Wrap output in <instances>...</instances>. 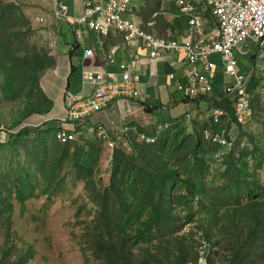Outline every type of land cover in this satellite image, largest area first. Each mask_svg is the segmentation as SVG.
<instances>
[{"label":"trees","instance_id":"16d2710c","mask_svg":"<svg viewBox=\"0 0 264 264\" xmlns=\"http://www.w3.org/2000/svg\"><path fill=\"white\" fill-rule=\"evenodd\" d=\"M154 1L151 14L157 15L150 20L155 21L152 29L156 28L158 32L152 33L177 38L176 33L170 32L177 26L165 17L162 0ZM178 7V13L183 17L176 20L188 22V15ZM46 9L54 15L50 4L43 11ZM55 19L61 21L60 35L64 34L65 24L74 33V42L68 52L71 59L74 50L81 47L76 39L80 32L71 18ZM30 24L31 19L20 0H0V133H7V139L0 141V155L7 152V155L2 154L3 164L15 163L17 168H12L9 173L18 178L22 177L20 148H26L25 140L30 135L38 134L53 143L55 155L52 160L39 162L49 164L47 171H54L55 164L61 163L73 150L77 178L86 182L97 207L90 221L92 227L85 234L86 260L90 264H198L202 243L197 237L201 233V239L212 245L208 264L262 262L264 185L257 172L264 168V138L252 137L253 141L260 142L256 147L244 144L242 140L235 141L232 129L249 123L238 120V95L228 90L232 85H226L219 98L210 97L215 90L191 96L187 88H180L178 81L182 80H177L176 102L199 103L197 116L190 111L179 119L164 122L154 131L128 125L134 129L125 136L128 144L118 142L119 147L114 150L110 182L106 187L98 188L95 174L105 151V140L92 137L81 143L61 142L57 138L63 124L53 114L55 100L43 81L47 74L55 73L59 60L55 54L33 48L28 37ZM112 31L118 30L112 28L108 33L96 34L102 37ZM240 67L244 71L241 60ZM74 70L71 64V73ZM259 85L256 76L250 78L248 92L254 118L258 111H264V85ZM205 100L209 105L203 106ZM8 106H12V121L5 130L3 110ZM218 109L225 110L220 121L215 118ZM74 122L80 125L79 121ZM98 123L92 122L93 129ZM141 133L155 137L156 141L141 140ZM246 134L249 133L244 136ZM39 144L45 146L44 142ZM218 153H221L220 157H217ZM251 158L259 160L253 165ZM215 162L221 165L214 167ZM0 209V218L8 211L12 218L9 205ZM188 224L191 228L185 232L183 228ZM16 246L8 229L0 243V264L24 261Z\"/></svg>","mask_w":264,"mask_h":264},{"label":"built area","instance_id":"2783aa9c","mask_svg":"<svg viewBox=\"0 0 264 264\" xmlns=\"http://www.w3.org/2000/svg\"><path fill=\"white\" fill-rule=\"evenodd\" d=\"M45 1L49 2L56 18H71L72 24L81 34L108 33L115 28L124 33V39L128 44L138 43L148 47L152 57H156L160 50L178 52L185 50L187 61L193 65V72L189 80L178 81V83L181 89L187 88L191 96L215 90L210 73L218 63L212 57L215 54H221L225 72L235 76L237 81L235 85L228 87V90L238 95V120L247 124L254 119L255 112L248 92L250 79L240 67L238 49L243 51L242 48L248 41L264 45V0H208V5L217 22V31L206 27V19L199 14L196 5L191 0H177L182 12L189 17L187 31L179 38L157 36L146 30L136 18L125 15L134 0H84L85 11L81 15L70 14L69 7L64 0ZM93 53L92 48L85 52L86 56ZM110 61H115L113 55L110 56ZM121 67L122 75L110 81L105 78L103 72H84L85 81L97 83L93 96L67 92L64 100L66 114L59 118L63 127L57 133V137L62 142H82L90 138V136H83V133H79L76 127L66 125L67 122L86 123L87 118L117 97H139L140 90L131 71L133 62H122ZM172 77L174 78V74ZM224 114L225 110H216V120L220 121ZM169 125L168 123L167 126ZM132 129L134 127L126 125L121 131L127 135ZM94 133L96 138L105 140V147L108 151L106 162L112 165L114 150L119 147L118 141L109 134L102 123L95 126ZM139 138L156 141L155 137H149L144 133L139 134ZM223 142L227 141L223 140ZM201 235L199 233L197 237L202 243L198 264H208L212 245L202 240Z\"/></svg>","mask_w":264,"mask_h":264},{"label":"rangeland","instance_id":"374dc122","mask_svg":"<svg viewBox=\"0 0 264 264\" xmlns=\"http://www.w3.org/2000/svg\"><path fill=\"white\" fill-rule=\"evenodd\" d=\"M20 1L25 13L31 19V30L28 31V37L33 48L58 54L57 57L68 52L74 42V33L65 24L64 34L60 35L61 21L55 19L47 9L43 11L49 2L45 0ZM148 1L151 9L155 1ZM60 59L62 60V57ZM1 81L0 75V83ZM207 105L209 102L205 100L203 106ZM11 107H5L3 110L5 130L12 121ZM200 118L204 119L201 115ZM244 133L250 135L244 136ZM6 136V132H1L0 141H5ZM232 136L235 141L242 140L244 144L250 143L251 147H256V144L260 142L253 141L252 137L261 140L264 138V111H258L249 125L242 126V128L234 127ZM40 141L44 142L45 146H41ZM25 143H27L26 148H20L23 154L20 168L22 177L11 176L10 170L17 168V165L15 163L3 164L5 160L2 154L7 155V152L0 155V207L9 205L12 213L11 219L8 215L9 211L0 218V243L3 242L5 233L9 229L16 240L17 253L24 256V261L19 264H90L85 254V249L88 248L85 234L88 228L92 227L90 221L97 207L96 202L90 196L86 182L77 178L73 164V150L61 163L55 164L57 168L54 171H47L49 164L41 165L39 162L52 160L55 155L53 143L40 138L38 134L30 135ZM107 155L108 151L105 147L95 174V184L98 188L106 187L111 179L112 168L111 164L108 165L106 162ZM220 155L221 153H218L217 157ZM258 160L251 158L253 165ZM213 165L214 167L220 166L221 163L215 162ZM257 177L264 185V168L258 170ZM190 228L188 224L183 230L189 232ZM262 260L259 264H264V258Z\"/></svg>","mask_w":264,"mask_h":264},{"label":"crops","instance_id":"0c3cea01","mask_svg":"<svg viewBox=\"0 0 264 264\" xmlns=\"http://www.w3.org/2000/svg\"><path fill=\"white\" fill-rule=\"evenodd\" d=\"M64 1L69 7L70 14H83L84 0ZM191 1L196 5L199 14L206 19V27L217 31V22L209 10L208 0ZM162 3L167 20L169 19L168 21L177 27L181 26L180 29L177 27L170 29V32L173 31L179 38L187 31L188 23L176 20L183 17L178 13L179 7L176 0H162ZM149 10H151L149 1L134 0L125 15L136 18L146 30L158 32L156 28L152 29L155 21L150 19L155 16V13L152 15V10L150 12ZM101 36L98 37L95 32L86 35L79 34L76 39L81 43V47L74 50L71 59L68 55L70 49L61 54L62 60L58 57L59 63L55 68V73L50 70L49 72L53 74H47V77L44 78L43 85L55 100L53 111L55 118L66 114L65 90L84 96L94 95L97 83L85 81V71L103 72L107 80H115L122 75L121 63L125 61L133 62L131 71L137 87L141 91V96L137 99L118 97L111 100L102 109L95 112L87 120L85 126L82 123L77 125L74 121H69L66 125L76 127L79 133H83V136H90L92 139V137L95 138L92 122H101L119 143L128 144L126 135L121 131L126 125H136L143 127L146 131H154L160 129L164 122L179 119L190 111L194 115L198 113L199 103L176 102L174 97V93L176 94L177 91V80H189L193 72L192 65L186 59V51L160 50L156 57H152L148 47L138 43L128 44L118 31ZM91 48L94 53L86 56V50ZM242 49L243 51L238 49V54L248 78L256 76L260 81L259 86L264 85V45L248 41ZM111 55L115 58L114 62L110 61ZM212 58L217 61L218 65L210 73L212 80L216 83V89L210 97L219 98L225 91L226 85H235L236 78L233 75L225 74L221 54H215ZM71 64L75 67L72 73ZM172 74H174V78ZM124 146L127 147V145Z\"/></svg>","mask_w":264,"mask_h":264},{"label":"clouds","instance_id":"9594fccd","mask_svg":"<svg viewBox=\"0 0 264 264\" xmlns=\"http://www.w3.org/2000/svg\"><path fill=\"white\" fill-rule=\"evenodd\" d=\"M177 1V0H176ZM182 11V10H181ZM183 13V12H182ZM185 14V13H184ZM157 15V14H155ZM188 18V17H187ZM188 23V22H187ZM150 32V31H149ZM152 33V32H151ZM81 34V33H80ZM83 35H86V34H83ZM67 90H65V93H66ZM68 92V91H67ZM71 93V92H70ZM60 118V117H59Z\"/></svg>","mask_w":264,"mask_h":264}]
</instances>
